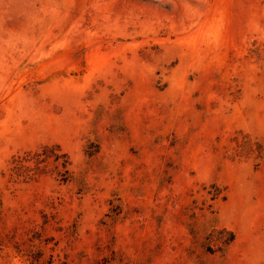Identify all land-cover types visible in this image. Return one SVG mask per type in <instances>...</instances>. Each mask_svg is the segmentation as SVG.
<instances>
[{
	"label": "rangeland",
	"instance_id": "1",
	"mask_svg": "<svg viewBox=\"0 0 264 264\" xmlns=\"http://www.w3.org/2000/svg\"><path fill=\"white\" fill-rule=\"evenodd\" d=\"M0 264H264V0H0Z\"/></svg>",
	"mask_w": 264,
	"mask_h": 264
}]
</instances>
